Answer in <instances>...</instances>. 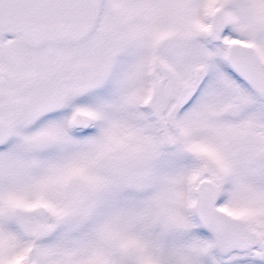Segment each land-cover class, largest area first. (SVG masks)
<instances>
[{"label":"snow or ice","instance_id":"1","mask_svg":"<svg viewBox=\"0 0 264 264\" xmlns=\"http://www.w3.org/2000/svg\"><path fill=\"white\" fill-rule=\"evenodd\" d=\"M0 264H264V0H0Z\"/></svg>","mask_w":264,"mask_h":264}]
</instances>
